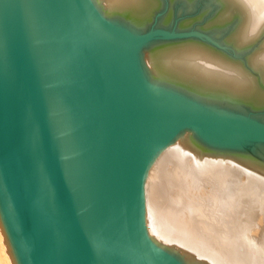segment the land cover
I'll list each match as a JSON object with an SVG mask.
<instances>
[{"label":"water","instance_id":"water-1","mask_svg":"<svg viewBox=\"0 0 264 264\" xmlns=\"http://www.w3.org/2000/svg\"><path fill=\"white\" fill-rule=\"evenodd\" d=\"M91 0H0V237L9 264H178L144 231L141 175L191 125L264 129L151 87Z\"/></svg>","mask_w":264,"mask_h":264},{"label":"bare ground","instance_id":"bare-ground-1","mask_svg":"<svg viewBox=\"0 0 264 264\" xmlns=\"http://www.w3.org/2000/svg\"><path fill=\"white\" fill-rule=\"evenodd\" d=\"M91 2L102 17L110 21L126 22L129 29L134 31L144 29L159 6L157 0ZM213 2L217 5L218 12L207 25L223 31L231 24L233 29L227 40L233 47L242 50L262 36L258 48L247 60L249 68L199 42L166 41L156 44V47H144L141 60L144 76L158 85L163 83L168 88L171 87L178 93H187L197 100L235 106L248 104L260 108L264 106V0ZM140 75L142 76L141 72ZM195 132L207 146L195 139ZM195 132L178 129L151 155L141 175L143 222L147 239L151 245L169 255L178 264H251L245 262L237 251L235 242L229 238V226H225L226 220L222 218L225 215H222L223 208L220 207L219 200L224 196L223 183L230 173L235 172V165L247 177L254 179L255 184L257 181L264 188V164L247 156L245 158L240 154L224 152L222 150L229 149L224 148L227 143L206 139L198 131ZM176 184L181 187L179 193L185 202L182 201V205L173 203L172 197L169 199ZM253 184L251 181L247 182L248 186ZM237 188L238 191L240 187ZM233 191L235 193V189ZM262 194L260 201L264 202V191ZM232 201L228 200V203ZM227 218L229 219L228 216ZM255 241L254 244L257 243ZM261 243L262 240L260 248ZM254 246H258V243L252 248ZM0 264H9L1 237Z\"/></svg>","mask_w":264,"mask_h":264},{"label":"rangeland","instance_id":"rangeland-1","mask_svg":"<svg viewBox=\"0 0 264 264\" xmlns=\"http://www.w3.org/2000/svg\"><path fill=\"white\" fill-rule=\"evenodd\" d=\"M157 1L159 2L158 8L154 10L149 22L146 24L144 29H141L140 31H134V30L129 29V25L126 22L125 23L127 25L121 21L118 22L116 20L115 21L111 20V22L118 25L125 31H129L132 34H134L139 40L141 46L137 54L138 69H140L142 78L147 82V84H149L153 88H156L165 93L172 94L185 101L188 100L196 104L197 106L202 107L205 110L207 109L213 114L233 115L240 119L250 121L254 124H258L264 129V106L260 108H254L253 106H250L248 104H244L242 106H235V105H230L226 103L217 104V103H211L207 101L205 102L200 99L197 100L195 99V97L189 96V94L187 93H182V92H181L182 94L178 93L176 92L175 89L171 87L168 88L167 85H164L163 83L162 85H158L156 84V82H153L149 78L147 79L144 76V69H142V61H141L142 52L144 51L143 49H145L144 47L147 48L148 46H152V45L156 47L157 46L156 44L166 43V41L185 42L186 40H191V41L199 42L203 45L205 44L207 46H210L214 48L215 50L217 49L216 51L220 52L221 54L226 55L233 61H237L241 65L247 66L249 68L247 60L253 54L254 50L258 48L257 46H258V43L261 41L260 39L262 38V36L256 41H254L253 43H251L247 48L238 50L237 48L232 46L229 40H227V38L230 35V32L233 29L231 24L227 26L225 29H223V31H218L217 27L215 28V27L207 25L208 22L218 12L217 5L215 4V2H213V0H192L191 2L190 1L188 2L186 0H157ZM102 18L106 19V17L104 16ZM184 130L190 133L195 132V129L191 125H187L186 127H183V131ZM199 137L200 136L196 133L195 139L200 141L201 138ZM202 145L207 146L205 143H202ZM226 147H228L229 149L222 150V151L224 152L229 151L233 154L234 153L240 154L242 157H245V158L247 156L248 158L256 162L264 164V141L245 140V141L236 142L234 144H226V146L224 145V148ZM234 171L235 172L230 173L225 183H223L222 195L224 194V196L221 198V200H219V202L221 204L220 207L223 208L222 211L226 213L224 214L222 212V215H225V217L222 216V218L226 220L225 221L226 224L228 222L227 225L225 224V226L227 227L229 226L227 230L228 236L230 239H232L235 242V245L237 247L236 249L241 255V257L244 258L245 262L251 263V264H264V253H263L264 252V249H263L264 247L263 246L264 245V239H263L264 238L263 237L264 236L263 234L264 233V230H263L264 228V222H263L264 221V212H263L264 206H262L264 205V202L262 200L260 201V199H262V195H263L262 193L264 191V188L261 187V185H259L257 181L255 184L254 182L255 180L250 177H247V175H245L244 172L236 165L234 166ZM232 174H233V177H232ZM248 181H251L252 183H254L253 186L252 185H250L251 187L248 186L247 185ZM229 182H231V184ZM229 184L232 186H230ZM227 187H229L230 189ZM237 187H240V189L242 190L239 189L240 191L239 190L237 191L236 190ZM180 188H181L180 185L176 184L174 190H171V194L169 196V199H171L172 197L171 201L177 205L178 204L182 205V201H183L179 193ZM234 189H235V193L233 191ZM246 193L248 195H246ZM240 194L242 196H240ZM232 196H234V198ZM248 196L249 197L251 196V197L249 198ZM228 200H231L232 202L228 203ZM245 201L248 203H246ZM224 202H225V205H224ZM260 202H262L263 204ZM183 203L185 202L183 201ZM226 203L228 204L226 205ZM231 205H233L231 208L232 210L229 209ZM258 206L259 207L261 206L262 208L261 207L258 208ZM228 211L230 212V214ZM259 211H261L260 212L261 214L259 213ZM226 215L229 217L230 220L227 218ZM255 217H257L258 219H256ZM253 218L255 220H253ZM259 218L261 219L259 220ZM256 220L257 221L259 220L258 223ZM250 221H253V222H250ZM257 226L258 227L260 226V227L258 228ZM256 233L259 236H257ZM260 235L262 238L260 237ZM254 239H256L258 246L256 247L254 246L255 248H252L253 245H257V243L254 244V241H255ZM260 239L263 241V243H261L262 244L261 248L259 247V244L261 241ZM252 242L253 244H251Z\"/></svg>","mask_w":264,"mask_h":264}]
</instances>
